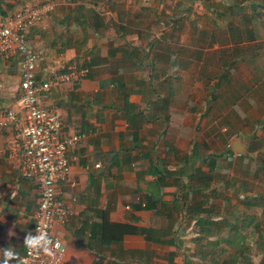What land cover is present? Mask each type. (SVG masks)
<instances>
[{
	"label": "crops",
	"instance_id": "0c3cea01",
	"mask_svg": "<svg viewBox=\"0 0 264 264\" xmlns=\"http://www.w3.org/2000/svg\"><path fill=\"white\" fill-rule=\"evenodd\" d=\"M262 2L237 0L232 5L225 0L228 14L232 8V15H238V24L227 23L226 33L230 39L233 33L228 26L236 30L238 44L226 50L227 59L218 68L220 78L197 79L203 87H222V108L237 98L243 113H261L247 114L249 118H264V46H256L264 45V30L260 29H264V15L255 20L248 16L245 25L240 22V7L264 8ZM41 3H47L50 10L26 31L27 45L36 57V80H48L68 69L88 70L77 82L58 84L37 95L39 104L52 108L69 133L81 135L67 154L68 176L56 188L57 199L70 212L65 226L56 229L65 247L60 264L240 261L238 254L232 260L227 253L212 255L213 247L207 244L217 240L214 233L197 240L196 231L192 243L183 242L182 227H193L196 219L189 205L205 201L202 208L210 209L206 199L213 200L216 192L197 198L190 192L188 203L183 204L187 190L195 186L190 178L198 159L191 148L195 144L192 129L183 125L181 106L189 105L188 100L181 101L180 88L185 82L180 46L175 44L177 40L179 45L180 36L174 33L167 40L159 32L165 30L160 22L158 30L150 29L151 20L156 21L152 15L134 18V10L140 12L147 6L136 7L134 0H0V20L22 5ZM247 44L254 46L249 52ZM18 63V56L0 55V114L15 106ZM12 134V127L0 128V250L12 247L20 256L32 229L38 191L34 182L19 175L18 159L6 156L5 142ZM206 170L201 174L211 175L208 166ZM147 201L150 208L146 209ZM101 213L108 222L127 226L133 233L102 245L98 234ZM204 215L220 219L214 211ZM189 245L194 249L185 250ZM2 260L0 251V264Z\"/></svg>",
	"mask_w": 264,
	"mask_h": 264
},
{
	"label": "rangeland",
	"instance_id": "374dc122",
	"mask_svg": "<svg viewBox=\"0 0 264 264\" xmlns=\"http://www.w3.org/2000/svg\"><path fill=\"white\" fill-rule=\"evenodd\" d=\"M134 1L136 7L140 4L147 5L143 6L144 9L140 12L134 10L132 13L135 14L134 18L152 15L156 21L151 20L150 29L158 30V27H161L158 24L160 22L164 24L165 30L159 32H164L167 40H170L174 33L180 36L179 45L177 40L175 44L176 47L180 46L181 77L185 82L180 88L181 101L188 100L189 105V107L181 106L183 125L192 129L195 144L191 148H195L198 159L192 169L195 175L197 172L205 173L207 164L204 160L215 161L218 172L215 169L214 172L211 170L207 184L209 189L203 194L209 193L208 195L211 196L213 191L216 192L213 200L206 199L212 207L211 212L218 213L219 218H223L230 224L229 226H235L238 232V236L231 231L228 233L229 227H221L218 233L212 231L217 239L224 242L228 239V242H232L231 248L223 243L214 251L223 250V254L220 252V255L227 253V258L232 260V257H236L237 252L244 246L245 251L242 256L244 261L241 262L236 258L229 261L230 264H264V118H249L247 114L261 113H243L240 109L242 105L237 102V98H231L222 108V87L207 88L197 81L199 78L216 79L218 76L220 78L222 71L218 68L222 61L227 59L226 50L228 47L232 48L233 44L226 33L227 23L238 24V15H232V8L228 14L225 0ZM236 1L230 0L232 5ZM261 4L264 5V0ZM243 7L244 10L240 7L243 13L240 22H244L245 25L249 23L248 16L255 20L264 15L263 7L249 8L247 5ZM251 9H255V13L252 14ZM146 21L145 19L143 23ZM148 26L147 24L146 28ZM260 29L264 30L262 27ZM231 33L236 38V30ZM171 44V41L167 43L168 51H171ZM252 44L245 46L248 49L246 52L254 48ZM258 44L264 46L263 43H257L256 46ZM233 48L236 49L234 44ZM262 54L264 58V53ZM212 63L214 65L211 67ZM197 64L199 69L196 67ZM236 77L235 69L232 71V78ZM235 139L241 140L244 154L237 155L231 150L230 143ZM192 195L197 198L193 192ZM191 226L182 227L183 242L186 240V243H192L196 236L199 240L200 234L194 236L197 229ZM189 248L194 249V246L189 245L185 250Z\"/></svg>",
	"mask_w": 264,
	"mask_h": 264
},
{
	"label": "built area",
	"instance_id": "2783aa9c",
	"mask_svg": "<svg viewBox=\"0 0 264 264\" xmlns=\"http://www.w3.org/2000/svg\"><path fill=\"white\" fill-rule=\"evenodd\" d=\"M49 10L47 3L25 4L0 20V55L18 56L20 71L15 106L0 114V128L10 126L13 129L12 136L5 142L6 156L17 158L19 175L37 186L38 203L31 233L46 231L54 247L51 256L43 252L29 254L24 247L20 257L27 258L29 264H60L63 260L65 247L56 229L65 226L70 212L57 199L56 188L68 176V152L81 139V135L69 133L68 128H64L52 108L42 107L37 95L58 84L77 82L88 73L86 68L68 69L48 80H36V57L27 45L26 31L41 22Z\"/></svg>",
	"mask_w": 264,
	"mask_h": 264
},
{
	"label": "trees",
	"instance_id": "16d2710c",
	"mask_svg": "<svg viewBox=\"0 0 264 264\" xmlns=\"http://www.w3.org/2000/svg\"><path fill=\"white\" fill-rule=\"evenodd\" d=\"M228 29H230L231 32L233 30V29H231L230 26H228ZM230 42H232L233 44L234 43L238 44V39L234 38V36L232 34V36L230 38ZM193 154L196 155L195 150H193ZM206 164H207L208 168L211 169L213 172H214V169H215V171H217V169L215 168L216 163L213 159L207 160ZM192 179H194L195 186L193 187V189L187 190L186 200H184V202H183L184 205H186L190 199V192H193L194 194H196L198 196H200L201 193L203 194L205 187L207 186V182L210 180V176L206 175V174H201L200 172H197V175H195V173H193V176H191L190 180H192ZM205 196H206V194H205ZM146 203L147 204H146L145 208L146 209L148 207L150 208V206H148V203H150V202L147 201ZM204 204H205V201H200L196 204H193L192 206L190 204L188 207L191 209L189 212H191L192 215H194L196 217L193 227H195L197 229L198 233L200 234L199 239L206 240V238H209L212 236V229L213 228L215 229V231H217L215 233H218L220 231L221 227H229L228 233H229V231H231L236 236H238V232H237L236 227L235 226H229L230 224L226 223L223 218H220L218 220H211V217H209L208 215H204L206 213L209 214V212H211V210H212V207H210V209L202 208V206ZM100 215H101L100 216L101 217V223H100L99 228H98V234H99V238H100L102 245L107 246L112 242L119 241L123 235H125L127 233H133V230L127 226L119 225V224H113V223L108 222L105 213H101ZM221 241H222L221 239H217L213 242H208L207 246L213 247L212 255L217 256L219 254V252H221L219 250L217 252L214 251V249L218 248L219 243ZM227 244L229 246H231L232 242H228ZM244 251H245V248L243 246V249L237 252V254L239 255V257L241 259L240 260L241 262L244 261V259L242 258ZM211 264H216L215 260L211 261ZM221 264H224V262Z\"/></svg>",
	"mask_w": 264,
	"mask_h": 264
},
{
	"label": "clouds",
	"instance_id": "9594fccd",
	"mask_svg": "<svg viewBox=\"0 0 264 264\" xmlns=\"http://www.w3.org/2000/svg\"><path fill=\"white\" fill-rule=\"evenodd\" d=\"M13 234V233H12ZM11 234V235H12ZM26 250L29 254L43 252L48 255L54 254L53 241L48 237L47 232L43 230H38V234L33 235L29 232L23 242ZM59 245L56 244L55 248ZM3 253L2 264H9V261H19V264H29L27 258H21L19 253L15 252L12 247L0 250Z\"/></svg>",
	"mask_w": 264,
	"mask_h": 264
},
{
	"label": "water",
	"instance_id": "95a60500",
	"mask_svg": "<svg viewBox=\"0 0 264 264\" xmlns=\"http://www.w3.org/2000/svg\"><path fill=\"white\" fill-rule=\"evenodd\" d=\"M231 150L236 153L237 155L244 154V146L239 139H235L230 143Z\"/></svg>",
	"mask_w": 264,
	"mask_h": 264
}]
</instances>
